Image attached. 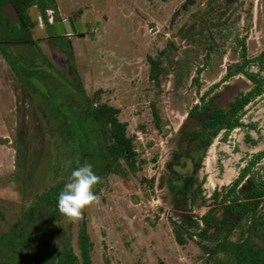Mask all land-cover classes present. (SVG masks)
<instances>
[{
    "label": "rangeland",
    "instance_id": "1",
    "mask_svg": "<svg viewBox=\"0 0 264 264\" xmlns=\"http://www.w3.org/2000/svg\"><path fill=\"white\" fill-rule=\"evenodd\" d=\"M0 7V36L4 38L8 31L15 43L25 32L10 29V21L15 20L6 12V0H0ZM51 7L47 10L48 23L72 16L83 26L78 35L68 36L73 60L59 46L64 39L50 37L52 28L46 26L36 6L26 11L36 23L30 37L48 61L38 57L34 47L24 50L18 43L12 48L4 46L6 56L0 48L2 56H10L19 71L28 70L26 65H38L47 73L42 79L37 70L26 72L31 73L26 82L34 84L33 91L8 67L0 70L3 110L9 101L7 90L13 94L11 106L0 113L4 117L0 139H6L0 145V236L16 222L19 235L29 230L35 236L18 254L10 246L3 247L0 264L33 263L39 247L50 245L61 250L65 239L79 257L82 223L92 243L91 264H234L232 255L210 252L217 242L227 237L237 242L250 237L263 245L264 197L257 198V205H251L243 217L228 215L221 201L245 163L254 157V152H247L249 143H244L250 126L228 129L223 124L217 134L209 132L197 184L202 203H190V213H186L187 208L183 214L175 211L162 190L155 183L150 186L148 179L162 164L171 148L172 134L187 115L204 112L207 117L219 107L226 111L236 95L252 87L242 74L226 75L242 60L241 43L250 57L264 48V0H54ZM23 59L28 61L25 65ZM71 65L77 71L78 83ZM251 69L256 71L257 67ZM69 80L74 87L84 88L93 107L105 103L118 109V125H125V136L133 150L130 164L135 170L122 156L117 161L110 157L101 169L104 144L113 141L109 123L108 133L96 139L92 136L96 131L92 133L93 129L82 123L93 140L87 150L79 147L70 129V125L77 129L79 123L68 117L64 105L65 99L78 98V91L66 85ZM81 97L76 99L80 106L86 104ZM263 108L264 93L238 114L242 123L254 127L251 133L257 140ZM85 163L93 166L99 178L93 189L97 200L82 210L78 220L69 221L61 214L51 222L52 231L60 233L59 237L39 234L33 226L45 207L30 211L33 202L40 203L42 195L52 189L62 190L75 165ZM252 168L245 178L256 181L262 175L255 166ZM119 169L125 175L117 173ZM245 178L237 187L241 201L248 191ZM205 212L220 220V226H212L201 235L204 226L200 217ZM25 213L28 215L23 219ZM226 214L228 219H224ZM230 226L234 228L228 234ZM174 229L184 244L177 243ZM78 262L82 264L80 259Z\"/></svg>",
    "mask_w": 264,
    "mask_h": 264
},
{
    "label": "trees",
    "instance_id": "2",
    "mask_svg": "<svg viewBox=\"0 0 264 264\" xmlns=\"http://www.w3.org/2000/svg\"><path fill=\"white\" fill-rule=\"evenodd\" d=\"M9 3L12 4V6L17 10L19 22L16 21H10V29H15L18 33L19 32H25L23 33V37H21L19 40L15 39V43H18V45H22L23 49L26 50L27 48L31 49V47L35 48L38 57H42L45 59V56L42 55V52H40V48L37 45L36 40L32 39L30 37V30L35 27L36 23L34 20H31L27 17L26 11L32 6H36L40 12L41 19L45 21L46 26L50 29L53 28L52 24L48 23V15L47 10L53 9L51 6H54V0H7ZM3 13V11H2ZM1 20V19H0ZM2 22V20H1ZM0 22V23H1ZM2 24V23H1ZM0 24V25H1ZM9 30V29H8ZM4 38H1L0 36V48L3 50L4 46L13 47L15 43L10 38L11 36L8 34V31H5ZM9 36H8V35ZM56 39L61 37H55ZM7 48V47H6ZM62 50L69 56L70 60L72 59L71 53H70V46L68 45L67 41L64 39V42L61 43ZM33 51V50H32ZM3 53L6 56V53L3 50ZM30 53V52H29ZM27 53V54H29ZM241 62L236 63L232 69L227 73L228 76H234L237 74H242L247 80H249L252 84V87L241 94H238L234 97V99L229 103L228 110L225 111V109H221L220 107L217 109H214L212 112H209V120L208 125L213 127V135L217 134V132L222 128V125L224 124L226 128L231 129L237 126L243 125V123L240 121L238 114L240 111L242 112L244 110V107L254 98L264 93V76H261V72L264 71V48L256 55L248 56L247 55V48L244 43H241ZM7 61L11 65L12 69L15 73H17L19 76L23 79V84L25 86H30L34 90V84L29 82H26V79H29V75L31 73H26L27 71L37 70V76L43 79V77L46 76V71H41L39 69L38 65H33L31 67L27 66L28 70L19 69L15 66V62L11 60L10 56L6 57ZM29 59L31 60V56H29ZM149 61L152 62V65L155 64L153 58L150 56ZM45 60L48 61L46 58ZM28 62L26 59H23L22 64H26ZM19 66V65H18ZM256 66L257 70H252L251 67ZM152 67V66H151ZM71 70L73 71V75L77 76V72L74 65H71ZM22 72V74L20 73ZM25 73V74H24ZM34 73V72H33ZM150 77H154V74L150 71ZM20 78V79H21ZM21 79V80H22ZM79 78L77 79V83L79 82ZM31 85H30V84ZM80 84V83H79ZM66 85H69L72 87V90L78 91V98H80V94L84 98L85 105H81L78 103V98L75 99V97H71L68 99H65L64 105L67 107V115L69 118H72L79 124L77 125V129L73 128L74 125H70V129L73 132V134L77 137V142L79 147L82 148V150H87L88 145L91 142V138H89L88 134H86L83 124H87L91 129H93V132L96 131V135L92 134V136L96 139L97 137H100L101 135L107 134V127L106 124L109 123L111 126V129H109V138H111L113 141L111 145H105L103 147V155H104V162L102 163V170L108 165V160L111 157L113 160L117 161L119 160L120 156L124 157L125 159H129V165L131 169L135 170V165L130 164V157L133 153L132 148L130 147V139H128L125 136V125L124 123H121L118 125L119 121L117 120L116 113L118 111L117 108L108 106L105 103H102L99 105L98 108L93 107V105L89 102V97L85 93L84 88L80 85L79 88L74 87L71 83V80H69ZM68 87V86H67ZM48 90H51V88H48ZM46 90V92L48 91ZM38 91V90H37ZM65 91V90H63ZM49 97L52 95L47 92ZM42 97H45L46 95H41ZM60 97V96H58ZM57 97V98H58ZM81 97V98H82ZM45 108L50 111V106L47 104V102L44 103ZM155 123H158V119L154 113L153 117ZM64 121H65V115H64ZM83 123V124H82ZM118 126V128H116ZM252 126V125H251ZM70 131V130H69ZM83 132V133H82ZM86 135V138H85ZM86 139V140H85ZM106 143V140L103 141ZM256 142V141H254ZM264 151H261L254 155L253 159L248 163V165L242 169V171L238 174L236 179L233 181L231 186L229 187L227 193L223 196L222 202L230 201L228 205L225 206V211L229 213L230 215H239L238 217H243L246 214L250 212V209L252 207H255L257 205V201H241V196L238 194L237 187L241 180L246 176V173L249 172L252 166L256 164V162L261 158ZM78 165H75L77 167ZM117 173H120L121 175H125L124 170H118ZM98 174V173H97ZM258 185H256L255 188L248 194V198H260L264 196V179H262L260 176H258L257 180ZM64 184V182H60ZM259 184H261L259 186ZM61 189H52L51 191H48L46 194L42 195L39 201L33 202L34 205H32V209L30 211H35L39 208L43 209V212L40 214L39 221H36V224L33 226L39 234H42L43 236L47 233H53L54 236L59 237L60 233L53 232L52 228L50 226L51 222L56 221L57 217L61 215V213L57 209V197ZM36 204V205H35ZM39 204V205H38ZM252 205V207H251ZM32 214V213H30ZM28 213L23 214L22 218H27ZM227 214L225 215L224 219H228ZM214 216L207 213L204 216V229H202L199 234L203 235L206 233L208 228L210 229L212 226L219 227L220 226V220L212 219ZM37 220V219H36ZM16 225L12 226L7 232L3 233L0 236V253L2 251V248L5 246H10L13 249V253H20L21 250L26 248L29 244H31L35 236L31 233V231H27L26 233L18 234L17 230V222ZM81 230L78 234V247L80 249V256L78 257L70 244L69 239H65L62 245L61 250L55 249L54 246H41V248H38V251L34 254V260L33 263L28 264H79V259L82 264H91V258H90V238L89 234L86 231V224L82 223ZM231 227V226H230ZM233 227L228 228L227 233L229 234L231 232ZM58 231V230H57ZM178 233H180L177 229H174V238L180 245L184 244V240L181 239L178 236ZM226 233V236H228ZM33 236H32V235ZM38 234V235H39ZM226 238V237H225ZM228 238V237H227ZM226 240L217 242L213 249H211V253L214 255H218L219 253L232 255L234 264H264V244L263 245H257L254 243L250 237L243 239L242 241H228ZM264 243V242H263ZM41 245V244H40ZM109 264V263H108ZM215 264H220L218 262H215Z\"/></svg>",
    "mask_w": 264,
    "mask_h": 264
},
{
    "label": "flooded vegetation",
    "instance_id": "3",
    "mask_svg": "<svg viewBox=\"0 0 264 264\" xmlns=\"http://www.w3.org/2000/svg\"><path fill=\"white\" fill-rule=\"evenodd\" d=\"M69 18L72 19L73 23L78 21L72 16H69ZM55 23L59 22L55 21L52 24V36H58L55 34ZM62 29L65 32V27L63 25ZM71 35H78V33H73ZM60 36L63 37L65 35ZM212 111L213 110L209 112ZM209 112L207 113V117L205 116L204 112H200L193 116L187 115V117L181 121L178 129L172 134L173 138L171 148L168 150L165 158L162 160V164L156 168V171L153 173V175H149L148 180L150 186L155 183L157 188L162 190L163 197L173 204L175 211H179L181 214H183L184 211H187L186 208L188 209L186 212L187 214L192 211L190 203H195L197 206H200L202 203V197L199 194L197 184L199 182L198 178L200 176L199 172L201 159L203 158L204 152L206 151L208 145L209 132H213V127L208 125ZM160 158L162 159L161 156ZM154 160L159 161V159L156 158ZM153 162L156 163V161ZM248 163L249 161L245 163L243 169L248 165ZM244 182V186L248 188V191L243 194L245 198L242 200L244 202L250 200L255 201L257 198H248L247 196L253 190V188L258 185V182L252 181L250 176L246 177ZM260 185L261 184H259V186ZM229 203L230 201L223 202L224 205H228ZM193 213H197L196 210L193 211ZM206 214L207 213L205 212L200 217V224L203 226L205 220L204 216ZM208 214L209 216L211 215L210 213ZM228 215L230 214L228 213Z\"/></svg>",
    "mask_w": 264,
    "mask_h": 264
},
{
    "label": "clouds",
    "instance_id": "4",
    "mask_svg": "<svg viewBox=\"0 0 264 264\" xmlns=\"http://www.w3.org/2000/svg\"><path fill=\"white\" fill-rule=\"evenodd\" d=\"M264 76V72L260 74ZM98 176L89 163L72 169L68 181L63 185L57 197V209L69 221L78 220L82 210L97 200L94 186Z\"/></svg>",
    "mask_w": 264,
    "mask_h": 264
},
{
    "label": "crops",
    "instance_id": "5",
    "mask_svg": "<svg viewBox=\"0 0 264 264\" xmlns=\"http://www.w3.org/2000/svg\"><path fill=\"white\" fill-rule=\"evenodd\" d=\"M54 23V22H53ZM53 23H51V24H53ZM81 24V23H80ZM83 26H82V24H81V28H82ZM66 32V31H65ZM52 34H53V32H51ZM55 34H56V31H55ZM68 36H71V35H65V36H63V37H61L60 35H58V36H50V37H52V39H54L55 37H61V38H63V39H65L66 41H67V43H68V45L70 46V48H71V50H72V44H71V42H70V38L68 37ZM58 40H61L60 38L58 39ZM48 41V40H47ZM50 41V40H49ZM59 46L61 47V43H59ZM7 67L12 71V74L13 75H15V72H14V70L12 69V67H11V65L9 64V62L7 61V59H5L3 56H2V54H1V52H0V70L1 69H3V70H6L7 69ZM77 72V71H76ZM247 80V79H246ZM247 81H249V80H247ZM0 89H1V85L3 84V77L1 76V72H0ZM4 82H6V80L4 81ZM250 82V81H249ZM251 83V82H250ZM7 85V84H6ZM6 87V86H5ZM10 91L11 90H7V93H9V95L8 94H5V95H7L8 96V100L10 101V99H11V97H13V94L12 93H10ZM3 95H4V93H3V90L2 91H0V113L2 112V111H5V110H7L8 109V106H11V102H9L8 101V104H7V108H5V110H3V105H2V103H1V101H2V97H3ZM259 96H261V95H259ZM18 99V98H17ZM249 104V103H248ZM247 104V105H248ZM2 109V110H1ZM13 109V108H12ZM12 109H10V111H9V113L12 111ZM262 111V113H261V115H260V117L262 118V125H261V129H260V133H261V135H260V139H256V137H254V135L251 133V130L252 129H254V127L253 126H251V125H248L249 123H243V125L242 126H244V127H248V126H250V129L247 131V134L245 135V141H244V143H249L247 146H246V149L248 150L247 152H254L253 153V156L254 155H256L257 153H259V152H261V151H264V146H263V144L262 143H264V108L261 110ZM3 113H5V112H3ZM6 114V113H5ZM8 114H6L5 116H7ZM1 122H4V117H0V124H1ZM242 122V121H241ZM17 123V122H16ZM254 131V130H253ZM254 141H256V142H254ZM4 142H6V139H0V145L1 144H3ZM263 146V147H262ZM250 154L248 153V156H249ZM247 156V157H248ZM253 159V158H252ZM252 159H250L249 160V162L252 160ZM255 166V169H257L258 170V172L262 175L261 176V178H263L264 179V153H263V155L261 156V158L256 162V164L254 165ZM253 167V166H252ZM251 167V169H249L250 171L249 172H247L246 174L248 175L250 172H251V170L253 169Z\"/></svg>",
    "mask_w": 264,
    "mask_h": 264
},
{
    "label": "water",
    "instance_id": "6",
    "mask_svg": "<svg viewBox=\"0 0 264 264\" xmlns=\"http://www.w3.org/2000/svg\"><path fill=\"white\" fill-rule=\"evenodd\" d=\"M6 4L8 6V9L6 12L9 15H11L16 22H19L18 15H17V13H15V11H13L12 4L9 3L7 0H6ZM62 25L65 27L66 32L63 31ZM54 28L56 31V35H66L67 36V35H71L73 33H76L78 30H80L81 24H80V22L73 23L72 19L68 17L67 19H63L59 23H55Z\"/></svg>",
    "mask_w": 264,
    "mask_h": 264
},
{
    "label": "built area",
    "instance_id": "7",
    "mask_svg": "<svg viewBox=\"0 0 264 264\" xmlns=\"http://www.w3.org/2000/svg\"><path fill=\"white\" fill-rule=\"evenodd\" d=\"M49 21H51V20H49Z\"/></svg>",
    "mask_w": 264,
    "mask_h": 264
}]
</instances>
